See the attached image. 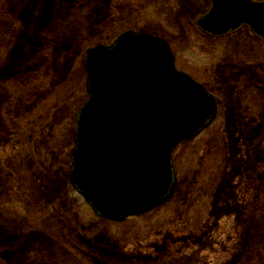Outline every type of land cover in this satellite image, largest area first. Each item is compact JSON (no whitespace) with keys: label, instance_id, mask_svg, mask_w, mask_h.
Returning a JSON list of instances; mask_svg holds the SVG:
<instances>
[{"label":"rangeland","instance_id":"1","mask_svg":"<svg viewBox=\"0 0 264 264\" xmlns=\"http://www.w3.org/2000/svg\"><path fill=\"white\" fill-rule=\"evenodd\" d=\"M210 7L0 0V33L16 28L13 43L0 42V264H140L159 255L161 264H264V46L245 28L219 42L201 32ZM126 31L167 40L176 68L216 97L219 115L175 151L173 201L114 224L72 191L68 170L87 98L85 52Z\"/></svg>","mask_w":264,"mask_h":264},{"label":"water","instance_id":"2","mask_svg":"<svg viewBox=\"0 0 264 264\" xmlns=\"http://www.w3.org/2000/svg\"><path fill=\"white\" fill-rule=\"evenodd\" d=\"M198 26L223 36L248 26L264 40V2L211 0ZM86 102L76 116L68 180L98 217L123 222L168 203L172 155L217 116L215 98L175 66L169 44L127 31L86 51Z\"/></svg>","mask_w":264,"mask_h":264},{"label":"trees","instance_id":"3","mask_svg":"<svg viewBox=\"0 0 264 264\" xmlns=\"http://www.w3.org/2000/svg\"><path fill=\"white\" fill-rule=\"evenodd\" d=\"M13 23V22H12ZM16 28H15V26H14V24L13 25H9V29L8 30H6V29H2V31H1V33H0V42L1 43H4L3 45H6V43L8 42V44H10V43H13V41H14V39H16V38H13V32H14V30H15ZM45 39H46V42H50V41H52V39H50V38H48V37H45ZM80 38H78V39H76V41L77 42H79L80 40H79ZM80 43V42H79ZM2 47V49L0 50V56H2V54L4 53V52H6V50H5V47H3V46H1ZM0 60H2V58H0ZM0 63H3V62H0ZM0 87H5L6 88V85L5 84H3L2 82H0ZM9 91V90H8ZM8 91H5V92H7V95L9 94V92ZM10 96V95H9ZM9 96H7V97H9ZM11 99V98H10ZM10 99L8 100V103L10 102ZM263 144H264V140H263ZM262 209V208H261ZM257 214V213H256ZM31 260H35V261H37V258H38V254L36 253V252H32L31 254Z\"/></svg>","mask_w":264,"mask_h":264},{"label":"flooded vegetation","instance_id":"4","mask_svg":"<svg viewBox=\"0 0 264 264\" xmlns=\"http://www.w3.org/2000/svg\"><path fill=\"white\" fill-rule=\"evenodd\" d=\"M241 30H242V27L241 28H239V29H237L236 30V32H234V33H231V34H228V35H225V36H221V37H216V36H211V38L212 39H214L215 41H217V42H219V41H223V40H225L226 38H228V37H231V38H233L234 36H236V35H242V32H241ZM236 33V34H235ZM210 37V36H209ZM257 89L255 90V92L257 93V91L258 92H260L259 90H260V87H256ZM218 89H220V87L218 88ZM221 90V89H220ZM264 90L263 89H261V92H263ZM217 106H218V114H217V118H218V115H219V102L217 101ZM249 109V111H251V109L250 108H248ZM245 116L246 115H244V118H245ZM174 199V198H173ZM173 199L170 201V203L173 201ZM46 207H47V205H46ZM144 217V216H143ZM142 218V217H141ZM131 220H134V219H130V220H126V221H124L122 224H124V223H127L128 221H131ZM83 229H84V227H83ZM163 256H155V259H154V261H152L151 260V258L152 257H149L148 258V260H150L149 262H144V261H139V263L140 264H161L160 263V260H161V258H162ZM141 258V257H140ZM168 264H170V263H168Z\"/></svg>","mask_w":264,"mask_h":264}]
</instances>
